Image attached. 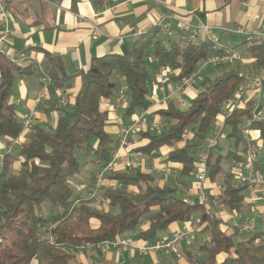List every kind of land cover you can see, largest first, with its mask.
<instances>
[{
    "label": "trees",
    "instance_id": "16d2710c",
    "mask_svg": "<svg viewBox=\"0 0 264 264\" xmlns=\"http://www.w3.org/2000/svg\"><path fill=\"white\" fill-rule=\"evenodd\" d=\"M247 50L253 69L264 67V43L248 45ZM224 52L214 50L206 41L170 45L160 36L158 27L152 28L126 53L92 59L89 68L78 73L81 87L68 112L57 92L65 89L73 76L68 75L62 57L46 54L49 107L45 110L59 117L51 126L34 124L32 132L25 135L26 141H20L14 151L9 150L10 141L21 138L24 126L11 101V90L17 76L33 75L36 68L21 67L0 55V142L6 143L0 166V264H84L77 261L81 251L118 242L139 231L145 222L147 230L140 232L139 238L155 243L162 239L159 232L174 224L191 223L195 216L203 227L201 234L209 235L207 243L198 248L207 255L203 264H264V229L237 240L238 233L224 231V222L218 217L224 210L240 214L245 204L243 193L247 187L231 185L232 171L226 175L219 204L210 208L186 201L176 187H161L151 173L140 169L111 173L107 180L121 187L104 188L100 207L88 199L95 190L96 174L111 161L114 151V139L106 131L108 112L102 109V101L115 97L123 83L128 93L124 115L136 117L147 107L152 81L160 67L165 68V85L178 83L198 71L209 57ZM244 80L237 68L207 78L187 110L169 104L154 112L168 126L161 133L153 134L149 129L138 132L136 138L145 143L132 151L150 158L164 147L182 143L189 132L195 131L194 137L171 151L166 161L181 165V174L190 177L195 169L191 152L212 137L221 121L222 107L236 96ZM248 121H252L251 133L264 139V122L253 119V101L241 100L224 118L216 144L225 137L239 148ZM91 139L96 140L94 147ZM216 144L208 150L210 182L224 174L223 162L243 160L238 150L214 151ZM89 155L92 161L88 163ZM18 160L20 169L15 172ZM86 167H90V185L85 199H81L73 186L78 187L77 178ZM44 207L57 212L46 215ZM181 249L184 257L192 259L191 252Z\"/></svg>",
    "mask_w": 264,
    "mask_h": 264
},
{
    "label": "crops",
    "instance_id": "0c3cea01",
    "mask_svg": "<svg viewBox=\"0 0 264 264\" xmlns=\"http://www.w3.org/2000/svg\"><path fill=\"white\" fill-rule=\"evenodd\" d=\"M5 3L9 17L4 20L0 19V55L11 58L21 67L28 68L32 66L34 69L36 68V73L33 75L19 76V84H15L11 90L12 103L16 105V109L19 107L22 109L21 121L34 112L35 124L51 126L55 124L59 117L56 113L49 115L46 112L45 109L49 107L48 101L42 105H37V98L42 89L41 83L46 77L44 73L46 54L62 57L67 65L68 75L73 76L67 87L57 92L61 102H64L62 105L70 111V107H73L74 99L81 87V78L78 73L88 69L92 59L126 53L140 37H135L134 34L140 32L143 35L152 28H159V25L167 21L171 23L172 32L168 35L160 33V36L167 44L171 45L173 42H177L178 45L185 44L186 37L181 32V23H190L195 27H210L222 44L230 50L239 53L244 59L243 62H236L226 66L227 70L237 68L244 78L254 75L264 76L263 68L258 71L253 69V59L247 50L248 44L245 42V38L222 31V28L235 29L236 27H245L251 31H264V0H5ZM173 15L176 18L170 19ZM7 25H9L10 30L8 34L6 33ZM94 25L99 26L102 31L97 40L92 39ZM198 41H206L204 33H201ZM241 43H243V46ZM212 71L214 70L212 69ZM176 73L174 72L173 74ZM199 81L200 84L198 85L201 87L204 81L203 79H199ZM178 83L172 82L165 85L166 91L173 90ZM195 84L197 82L188 89H191ZM199 91L200 88L191 97V100L197 96ZM161 97L162 93H158L156 86H153L148 97L147 107H145L148 111L145 116L146 123L143 129H149L153 134L154 132L150 127L153 122L162 121L165 125L164 128L168 126L167 123L153 114L157 110L166 109L169 104H172L157 103ZM114 98L104 100L101 103L102 109L108 112L106 131L114 139L111 145L113 149L117 146L119 116L123 115L126 123H130L137 117H127L124 115V110L115 109L113 105ZM184 100L186 101V107L181 110H187L190 107L186 94ZM250 100H254V93L252 92L246 94L243 102ZM256 111L258 120L264 122V88ZM223 120L224 115L222 114L219 123L223 122ZM26 134L27 132H24L21 135V141H26ZM194 134L195 131L189 132L182 143L173 147H164L150 158H145L139 153L132 151L137 145L145 143L136 138V134L133 137V145L130 149L131 154L126 151L119 153V160L114 172L140 169L142 172L151 173L161 187L168 184L176 187L180 196L184 198V195L188 193L191 195L189 202L199 204V199L196 195L198 184L194 173L199 155L207 151L208 139L211 137L199 148L191 152V155L195 158V169L190 177L181 174V165L168 164L166 162L169 153L189 142L194 137ZM254 136L258 145L256 166L258 171L264 174V139L259 134ZM216 145L214 151L219 153L231 148L232 150H238L242 154L244 149L243 143H241L239 148H235L233 143L225 137H222ZM163 149L166 151H163ZM0 153H2L1 147ZM134 153L140 157V162L135 167L126 168L127 158ZM163 161H165L164 163L167 166L164 165V167L159 164ZM225 162L230 165V169L226 171L222 164L225 175H220L216 182L207 180L204 183L205 189L209 192V200L205 205L207 208H210L213 204H219L223 188L221 190L218 185L220 183L225 185L226 175L230 174L233 169L234 163ZM166 167L172 170L170 175L165 173ZM19 169L20 166L18 167ZM87 171L84 168L82 170L83 173L77 179L88 178L89 180L91 173ZM110 183L112 182L106 179L104 182L105 188H108ZM85 189L87 192L88 187L86 186ZM243 194L245 204L239 215L250 216L256 222L257 231L264 229V204L260 201L259 194L248 189ZM218 217L223 220L222 228L227 233L236 232L238 233L237 236H251V233L242 232L237 228L236 224L240 219H233L230 211H221ZM94 224L97 225L96 222ZM147 227L145 222L139 231L132 234L134 239H131L129 235L122 237V239L130 240L132 245L129 248L110 252L98 250L99 254L104 255L105 260L103 261V258L101 259L100 257L94 259L91 264H128V261L132 264H173V262L174 264H203L207 259V255L199 252L198 248L200 245L207 243L209 235L201 234L203 227L199 226L197 216H195L193 222L174 224L164 235H159L160 238H167L180 230L190 232L193 238L191 241L182 243V248L185 252L192 253V259L186 255L181 260H177L166 252H140V247L151 244L150 241L145 242L139 238V233L147 230ZM82 254L83 252L81 251L77 257V261L80 263L84 262Z\"/></svg>",
    "mask_w": 264,
    "mask_h": 264
},
{
    "label": "built area",
    "instance_id": "2783aa9c",
    "mask_svg": "<svg viewBox=\"0 0 264 264\" xmlns=\"http://www.w3.org/2000/svg\"><path fill=\"white\" fill-rule=\"evenodd\" d=\"M9 17V13L6 10L5 0H0V19L4 20ZM176 17L173 15L170 19H175ZM181 32L186 37V42H196L201 37V33H204L207 43H209L214 50H225L219 56H211L209 57L196 71L194 74L189 77L183 79L178 85L170 91H166L165 89V68L160 67L154 75V80L152 81V87L156 86L158 93H162V97L158 99L157 103H172L176 108L182 109L186 107V101L184 100V96L189 87H191L196 81L201 78V75L206 71L208 66H225L231 64L233 61H241L242 56L235 52L234 50H230L224 44L219 41L218 36L214 33L213 29L210 27H195L190 23H181ZM6 33H9V25H7ZM159 30L162 35H168L172 32V27L170 21L159 25ZM222 31L227 34H235L240 35L245 38V42L248 45H255L264 43V31L259 30H248L245 27H236L235 29L222 28ZM101 28L97 25L93 26V40H97L99 35L101 34ZM135 37L141 36V33L138 32L134 34ZM264 71V68L262 69ZM49 79L46 76L41 85L42 89L37 98V105H42L48 100L47 93V83ZM264 76L256 75L254 77H245L243 84L238 89L236 96L232 98L227 104L222 107V114L224 118L228 117L235 109L241 104V100L244 99L248 92L254 93L253 100V119L258 120L257 116V108L258 102L261 98V92L264 88L263 86ZM64 102H61L63 104ZM128 103V93L127 87L125 84H120L118 86V91L114 98V107L118 110H125ZM148 109L142 111L134 120L130 123H126L124 121V116L121 115L118 118L119 121V133L117 146L113 151L111 161L102 168L96 174V186L95 190L88 195V199L91 200H101V196H99L100 192L105 188L104 182L107 177L115 171V166L119 160V153L121 151H126L131 154L130 149L133 145V137L138 132L144 129V125L146 123V114ZM34 112H32L28 117L23 118L22 123L24 126V132L31 133L32 126L35 124L34 121ZM247 126L243 128L242 131V143L244 146L242 156L243 160L239 163L234 162L232 174L233 179L231 180V185L234 187H247L248 190L252 192H256L259 194L260 201L264 204V174L259 172L256 166L257 162V154H258V145L256 142L255 136L251 133L249 129V125L252 121L247 122ZM164 123L162 121H155L151 124V128L154 133H161L164 130ZM224 123L221 122L218 124L216 130L214 131L211 138L208 139L207 151L201 153L198 158L196 171L194 173L196 182L198 184L197 193L199 203L202 205H206L209 200V192L205 189L204 183L207 181V172H208V150L213 147L218 137L223 132ZM21 138L14 139L10 141L9 150L14 151L17 146L20 144ZM3 162V153H0V166ZM140 162V157L135 153L129 156L126 160V168H132L137 166ZM165 173L170 175L172 170L169 167L165 168ZM108 187H121L119 184L112 182ZM184 199L186 201H190L191 195L185 194ZM233 219L237 220L236 226L237 228L246 233H254L256 232V225L254 220L250 217H241L239 214L232 213ZM193 235L190 232L180 230L174 232L167 238H162L155 243L146 244L143 247H140V252L142 253H159L166 252L171 254L177 260H181L184 255L182 252V243L191 241ZM50 240H53V237H50ZM130 240L128 239H120L118 242H106L100 245L98 248L105 252H110L112 250H122L129 248L131 245Z\"/></svg>",
    "mask_w": 264,
    "mask_h": 264
},
{
    "label": "rangeland",
    "instance_id": "374dc122",
    "mask_svg": "<svg viewBox=\"0 0 264 264\" xmlns=\"http://www.w3.org/2000/svg\"><path fill=\"white\" fill-rule=\"evenodd\" d=\"M197 43V42H196ZM243 43H241V45H242ZM173 45H178V43L177 42H173ZM243 46V45H242ZM244 61V59L242 58V60L241 61H233L231 64H233V63H236V62H243ZM212 67H215V66H208V68L206 69V71L201 75V78L200 79H203V81H205L207 78H209V79H213L215 76H217V75H219V73H221V72H223L224 70H227V68H226V65L225 66H217V68H212ZM262 68H264V67H261V69ZM212 69L214 70V71H212ZM260 69V70H261ZM254 76H256V75H254ZM254 76H252V77H254ZM19 79H20V77L19 76H17V78H16V82H15V84H19ZM199 81V80H198ZM198 81H196L197 82V84H195L191 89H188V92L186 93V99L190 102L191 101V97L194 95V94H196L197 92H198V90H199V85L198 84H200V81L198 82ZM15 89V88H14ZM72 110V107H70V111ZM16 112H17V117L19 118V119H21L22 118V109H21V107H19L17 110H16ZM67 112H68V110H67ZM151 123V122H150ZM90 144H91V146L92 147H94L95 145H96V140L95 139H91L90 140ZM0 147H1V151H2V153H4L5 152V150H6V143L5 142H0ZM163 151H166L165 149H163ZM91 154V153H90ZM90 161H92V155H89V157H88V163L90 162ZM165 161H163V162H160L159 164L161 165V166H164L165 165V163H164ZM20 166V161L18 160L16 163H15V172L18 170V167ZM165 166H167V165H165ZM164 166V167H165ZM223 166H224V168H225V170L226 171H228L229 169H230V165H229V163H227V162H225V163H223ZM163 167V168H164ZM86 169L88 170L87 172L88 173H91L90 172V167H86ZM83 172H82V170H81V172H80V174H79V176L82 174ZM222 177V176H221ZM221 177H220V179H221ZM172 178V177H171ZM222 182V181H221ZM74 185H77L78 187H75V186H73L75 189H76V191L77 190H79V194H80V198L81 199H85V195H86V189H85V187L87 186L88 188H89V185H90V183H89V180H88V178H86V179H79L78 181H77V184H75V183H73ZM219 186V188L222 190V188L224 187V184L223 183H220V185H218ZM99 196H101V194H99ZM90 204H92L93 206H97V207H100L101 206V200H91L90 202H89ZM44 213L46 214V215H48V214H53L54 212H57V210L55 211V210H53V209H50V208H48V207H44ZM242 216V215H241ZM242 217H247V216H242ZM255 222V221H254ZM255 225H256V222H255ZM167 231H169V230H166V231H161V232H159V235H164ZM256 231H257V229H256ZM128 236V235H127ZM130 237H131V239H134V237H133V235L132 234H130L129 235ZM247 237L248 236H237V240H245V239H247ZM130 245H132V244H130ZM90 249V250H89ZM89 249H86V250H83L82 252H83V254H82V256H83V258H82V260L84 261L83 263H85V264H91V262L92 261H94V259H98V258H100L101 257V259L103 258V261L105 260V258H104V255L103 254H99V252H98V250H101L100 248L99 249H93V248H89ZM99 255V256H98ZM140 258H142V257H140ZM144 258V257H143ZM146 258V257H145ZM80 259V258H79ZM80 261H81V259H80ZM79 262V261H78ZM99 263V262H98ZM128 264H132L130 261H128L127 262ZM173 264H174V262H173Z\"/></svg>",
    "mask_w": 264,
    "mask_h": 264
}]
</instances>
